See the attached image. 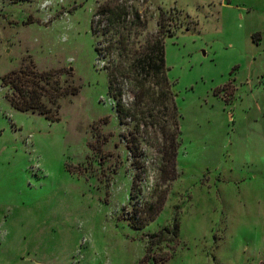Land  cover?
<instances>
[{"label":"rangeland","instance_id":"1","mask_svg":"<svg viewBox=\"0 0 264 264\" xmlns=\"http://www.w3.org/2000/svg\"><path fill=\"white\" fill-rule=\"evenodd\" d=\"M108 1L0 0V264H262L264 0L127 1L144 34L159 32L161 11L173 30L163 35L181 116L170 182L159 133L120 123L107 93L92 21ZM31 66L64 91L58 120L9 103L2 77ZM162 193L154 219L132 226L130 213L148 215Z\"/></svg>","mask_w":264,"mask_h":264},{"label":"trees","instance_id":"2","mask_svg":"<svg viewBox=\"0 0 264 264\" xmlns=\"http://www.w3.org/2000/svg\"><path fill=\"white\" fill-rule=\"evenodd\" d=\"M127 1L130 0H110L96 9L92 33L105 36L106 42L103 46L101 43L96 44L95 50L98 55L108 58L105 67L108 77L107 93L114 101L120 123L132 122L136 132L140 128L154 129L162 138L159 171L161 177L170 182L177 176L176 155L180 143L181 116L175 101L173 83L167 76L163 35L165 32L171 35L173 30L165 27V12L161 11L158 18L159 32L144 34L145 20L135 7L127 5ZM49 76L50 72H40L31 66L6 73L1 84L11 89L8 100L15 109L37 112L47 119L58 120L57 100L64 91L51 84ZM126 91L131 94L127 103L124 101ZM76 92L75 88L71 90L72 94ZM44 96L48 97L51 107L44 103ZM129 149L133 155V147L130 146ZM134 186L133 181L131 189ZM164 199V193L160 194L150 204L148 215L141 217L135 215V211L130 213L132 226L139 229L154 219ZM163 233L160 231L150 236L149 244L154 245L164 240Z\"/></svg>","mask_w":264,"mask_h":264}]
</instances>
